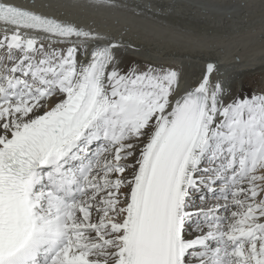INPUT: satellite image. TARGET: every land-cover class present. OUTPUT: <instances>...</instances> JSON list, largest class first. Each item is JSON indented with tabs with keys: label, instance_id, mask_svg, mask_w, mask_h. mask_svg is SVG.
I'll return each instance as SVG.
<instances>
[{
	"label": "snow or ice",
	"instance_id": "6c2138e0",
	"mask_svg": "<svg viewBox=\"0 0 264 264\" xmlns=\"http://www.w3.org/2000/svg\"><path fill=\"white\" fill-rule=\"evenodd\" d=\"M52 7L0 0V264H264V87L128 65L131 40L74 18L183 14L191 32L223 6ZM228 7L264 22V0Z\"/></svg>",
	"mask_w": 264,
	"mask_h": 264
},
{
	"label": "bare ground",
	"instance_id": "6f19581e",
	"mask_svg": "<svg viewBox=\"0 0 264 264\" xmlns=\"http://www.w3.org/2000/svg\"><path fill=\"white\" fill-rule=\"evenodd\" d=\"M30 2V0H25ZM53 7L50 13L61 14V4L74 0H45ZM142 6L158 8L169 0H135ZM192 3L221 5L214 8L207 17V23L195 26V30L183 14L135 15L132 11L116 9L97 11L89 9L80 12V22L100 30L123 34L133 42V47L124 53L128 65H143L149 62L175 67L182 76V83L193 84L200 80L209 62L219 67L220 79L227 81L233 91L247 95L246 83L255 77H264V35L258 10L245 16L239 9L233 14L228 6L243 0H191ZM230 25L227 36L223 25Z\"/></svg>",
	"mask_w": 264,
	"mask_h": 264
},
{
	"label": "rangeland",
	"instance_id": "374dc122",
	"mask_svg": "<svg viewBox=\"0 0 264 264\" xmlns=\"http://www.w3.org/2000/svg\"><path fill=\"white\" fill-rule=\"evenodd\" d=\"M145 65V64H143ZM141 65V66H143ZM248 90H249V94L254 93V92H259V90L264 87V77L260 76V77H255L252 79H250L247 83H246Z\"/></svg>",
	"mask_w": 264,
	"mask_h": 264
}]
</instances>
